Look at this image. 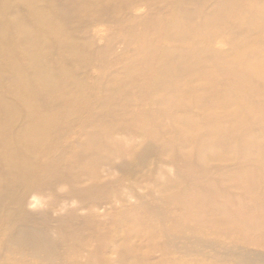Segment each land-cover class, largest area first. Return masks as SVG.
Segmentation results:
<instances>
[{
    "label": "rangeland",
    "instance_id": "1",
    "mask_svg": "<svg viewBox=\"0 0 264 264\" xmlns=\"http://www.w3.org/2000/svg\"><path fill=\"white\" fill-rule=\"evenodd\" d=\"M36 1L39 5H46L47 0L34 2ZM64 1L51 0L57 6L63 5ZM82 1L88 2V0ZM109 1L98 0L95 5L98 7L95 12L97 19H92L91 15H82L76 19V40L85 51V60L81 67L73 70L72 77L79 79L85 87L90 88V91L89 89L84 91V102L85 110H92V115L110 114L115 104L122 105L118 109L119 114L116 113L114 117L111 114L107 117V120L116 119L115 129L112 130L111 135L120 154L113 156L108 165L99 167V162L96 163L93 159L90 161L83 153H79L77 157L71 156L70 162L62 161L56 153L57 169L67 175V181L72 185L56 178L53 179L52 185L45 186L41 193H37L34 188L27 192L25 187L11 188L8 192L10 197L0 199V264H48L46 259L31 253L30 248L27 249L15 242L22 234L28 237L37 229L45 230L53 242L56 254L49 256L52 264H90L91 262L93 264H238L236 251L222 259L217 255V247L214 251L207 249L193 255L174 249L164 251L165 249H162L164 245L168 246L173 242L159 232L163 222H166L165 225L171 224L169 221H163V215L167 217L171 214L176 217L177 212L180 213L179 219L184 224L187 223L186 225L198 222L199 231L202 229L204 233L208 232L206 238L218 244L219 250L221 246L229 245L238 249H247L258 255L264 254V178L257 188L249 189L240 183L245 176H238L241 172L248 171L257 178L263 177L264 157L260 159L263 163L257 162L255 155L244 159L241 157L242 154L236 155L240 157L239 159L236 157L224 160L212 158L197 160V167L193 171L195 170L197 175H202L207 186L211 185L209 192L196 182H191L188 177L182 176L181 170L186 169L185 157L199 152V142H208L211 138L207 125L201 127L202 131L187 130L184 124L186 118L188 116L203 122L215 110H204L197 105L189 107L187 111L174 108L171 113L177 118L172 120L167 112L161 110V106L150 107L151 103H157L160 99H171L173 102L181 99L185 102L186 97L169 96L170 99L167 97L158 99L160 95H156L149 104L148 102L140 106L137 104L140 96L137 91L140 92L141 88L165 79L164 77L149 79L148 75H133L134 67L144 66L148 51V49H140L141 36L147 35L155 39L153 47H178L180 43L174 40L178 30L174 27L169 29L166 35L158 34L154 28L156 20L152 17L156 10L154 11L155 6L150 4V0H137V8L122 14L109 10L106 7ZM199 1L202 6L198 4ZM226 1H158L156 6L161 12H157V15L166 22H173L177 18L185 22H191L193 19L197 21L202 9L204 14H209L222 7ZM121 9H124V6ZM47 13L55 17L52 11ZM263 15L264 0H231L221 21L218 22L217 29L202 31L205 35H210L202 43L205 47L218 52L228 51L229 46L238 51L249 47L264 52ZM126 17L131 20L125 22ZM145 26L146 31L150 28L154 29L144 33ZM244 45L247 46L241 48ZM11 56H16L17 60L21 58L19 53ZM61 65L59 63V66ZM151 65L157 66L154 61H151ZM116 76L121 78L122 89L119 87L115 90L113 78ZM198 84L200 85L201 81L193 85ZM7 86L8 80H5L3 89L5 90ZM21 92L18 90L5 93L9 103L17 107L15 113L27 103L34 105L32 102L19 105L18 95ZM242 96L245 103L256 100L245 92ZM39 102L44 103L43 100ZM246 110L245 105L240 103L237 115L240 118L248 116ZM219 112L223 114L224 111ZM128 116L136 119L131 121ZM149 118L151 122H148ZM226 118L232 120L234 116L230 114ZM154 120L164 124L156 126ZM80 121L81 119L77 121V118H69L63 123L62 130H70L67 134V137H70L69 142L74 137V132L84 124ZM144 126L156 128L157 136L160 137L158 139L148 137L144 133ZM169 129L174 132H185L184 139L188 145L171 142V138L166 134V130ZM65 141L66 139L55 141L61 146L60 151L69 144ZM258 144L264 145V136H261ZM164 145L171 151L158 155L156 152L160 147L164 149ZM148 150L147 161L142 166L141 159ZM76 161L80 164L87 163L86 165L93 172L97 170L99 172L97 177L92 178L91 175L84 177L83 174L71 171V166ZM178 163L181 165L179 166ZM123 165L131 169L125 170ZM18 169L21 170L22 167L19 165ZM201 169L203 171H200ZM50 171L42 169L41 175H50ZM72 176L77 181H73ZM167 181L176 183L179 186L175 189L177 192L182 190L184 197L202 206L199 216L192 215L190 211L182 213L185 204L176 206L174 201L171 203L162 201L165 190L161 185ZM211 181L214 182L212 184L215 187ZM101 187L103 189L99 190ZM73 188L86 189L88 199L81 200L73 196L70 193V189ZM18 198L21 199L20 202ZM93 201H98L94 207H92ZM219 206L223 208L222 211H217ZM156 210H161L164 214L158 217L155 214ZM152 228L156 233L149 231ZM4 230V234L1 233ZM70 231L73 236H66ZM66 242L74 247V250L69 251V248L65 247L68 246ZM178 246L181 247L182 244L179 243ZM255 264H264V262L257 261Z\"/></svg>",
    "mask_w": 264,
    "mask_h": 264
},
{
    "label": "bare ground",
    "instance_id": "2",
    "mask_svg": "<svg viewBox=\"0 0 264 264\" xmlns=\"http://www.w3.org/2000/svg\"><path fill=\"white\" fill-rule=\"evenodd\" d=\"M34 1L0 0V199L9 198L8 192L13 187L22 189L25 187L26 192L34 188L37 193H41L45 186L52 185L53 179L57 178L66 182L67 175L57 169L56 153L64 162H70L71 156L77 157L79 153H83L90 161L93 159L96 163L99 162V167L108 165L113 156L120 154L111 135L112 130L115 129L116 119L107 120V117L111 114L112 117L116 113L119 114L118 109L122 105L115 104L110 114L92 115V110H85L84 102V91L88 89L90 91V88L85 87L79 79L72 77L73 70L81 67L85 60V51L76 40V19L82 15H91L92 19H97L95 12L98 7L95 5L98 0H88V2L65 0L61 6L55 5L51 0H47L46 5H39L37 1ZM158 1L167 2L168 0H150V4L155 6L154 11L156 10L152 16L156 20L154 28L159 35H166L169 29L176 27L178 32L174 40L178 41L180 46L153 47L155 39L149 38L146 34V37L141 36L140 49H148V51L144 66L134 67L133 75H148L149 79L156 77L165 79L141 88L140 92L137 91L140 95L137 104L139 106L147 102L149 104L156 95H160L158 99L169 98V96L186 97L185 102L181 99L173 102L169 98L170 100L160 99L157 103H151L150 107L161 106V110L167 112L172 120L177 118L174 113H171L174 108L187 111L189 107L197 105L204 110H215L203 122L187 116L184 123L190 131H202L200 129L203 125H207V129L210 130V140L199 142V152L186 156V169L181 170L183 177H188L191 182H196L209 192L211 185L207 186L202 175H197L195 170L193 171L197 167V160L211 158L224 160L236 157L239 159L240 157L236 155L242 154L241 157L244 159L255 155L257 162L263 163L260 159L264 157V145L258 144V141L261 136H264V52L249 47L238 51L231 49V46L226 52H218L203 45L202 42L210 35H205L202 31L217 29L218 22L221 21L231 0H227L222 7L209 14H204L202 9L198 14L199 19L197 21L193 19L191 22H185L179 18L173 22H166L164 18L157 15V12H161L156 6ZM198 4L202 6L200 1ZM137 5V0H110L106 7L115 13L122 14L137 8ZM123 6L124 9H121ZM49 11H52L55 17L49 15L47 13ZM130 20L131 18L126 17L125 22ZM154 28L146 31L145 26L143 32L147 33ZM199 28L200 31L194 30ZM15 51L21 56L18 60L16 56H11L16 55ZM151 61H154L157 66L152 67ZM59 63L64 66H59ZM5 80H8V86L4 90ZM113 80L115 90L119 87L122 89L121 78L116 76ZM199 81H201L200 85H193ZM18 90L22 91L18 95L19 105L27 102H32L34 105L27 103L23 108L20 106L21 110L15 113L17 107L9 103L5 93ZM243 92L255 97L256 100L245 103ZM41 100L44 103H40ZM240 103L245 105L248 112V116L243 118L237 115ZM220 110L224 111L223 114L219 112ZM230 114L234 116L232 120L226 118ZM69 118H77V121L81 119L80 123H84L77 130V125L74 127L76 131L70 142L68 141L70 137H67L70 130H62L63 123ZM128 118L131 121L136 119L132 116ZM149 119L148 122H151ZM153 123L156 126L164 124L155 120ZM144 127V133L148 137L153 139L160 137L157 136L156 128ZM166 134L174 144H187L183 131L174 132L169 129L166 130ZM57 139H66V144L69 143L63 151H60L61 146L55 143ZM162 148L160 147L156 152L158 155L171 151L166 146ZM148 152L149 150L141 159L142 166L147 161ZM86 164L76 161L71 166V171L83 174L84 177L91 175L92 178H96L99 172L97 170L93 172ZM19 165L22 167L21 170L18 169ZM42 169L51 170L50 175H45L46 177L41 175ZM123 169L131 168L123 165ZM242 175L245 178L241 179L240 183L249 189L257 188L261 179L264 178V176L257 178L248 171H243L238 176ZM71 178L73 181L76 180L73 176ZM67 182L70 184V181ZM212 183L214 182L211 181ZM161 186L165 190L162 201L166 203L174 201L176 206L185 204L188 208L185 209L184 206L182 213L190 211L192 215L201 214L202 206L184 197L182 190L177 192L176 183L167 181ZM102 189L101 187L99 190ZM87 192L86 189H70V193L81 200L88 199ZM18 201L20 202L21 199L18 198ZM96 203L98 201H93L92 207L96 206ZM221 209L223 208L219 206L217 211H222ZM155 214L159 217L164 213L156 210ZM178 214L180 213L177 212L176 217L171 214L167 217L163 215V221H169L171 224L165 225L166 222H163L159 232L173 242L168 246L164 245L162 248L165 249L164 251L174 249L193 255L207 249L214 251L217 247V255L222 259L236 251L238 264L264 262V254L258 255L247 249L227 245L221 246L219 250L218 244L206 238L208 232L204 233L202 229L199 231L198 222L186 225L187 223L184 224L179 219ZM223 214L227 215V213ZM223 219L226 220V218ZM149 231L154 233L155 229L152 228ZM4 232L5 230L1 233L4 234ZM66 236L73 235L70 231L66 233ZM15 242L27 249L30 248L35 256L44 258L48 264H52L49 256H53L56 252L45 230L37 229L28 237L22 234ZM66 243L68 246L65 247L69 248V251L74 250V247ZM179 243L182 244L181 247L178 246Z\"/></svg>",
    "mask_w": 264,
    "mask_h": 264
}]
</instances>
